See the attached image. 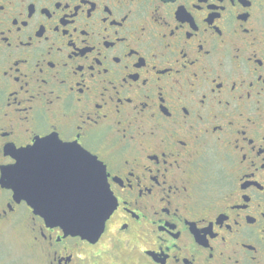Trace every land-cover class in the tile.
Here are the masks:
<instances>
[{
    "label": "flooded vegetation",
    "instance_id": "af4514ba",
    "mask_svg": "<svg viewBox=\"0 0 264 264\" xmlns=\"http://www.w3.org/2000/svg\"><path fill=\"white\" fill-rule=\"evenodd\" d=\"M53 123L120 172L118 207L65 236L0 171V264H264V0H0V128Z\"/></svg>",
    "mask_w": 264,
    "mask_h": 264
},
{
    "label": "water",
    "instance_id": "95a60500",
    "mask_svg": "<svg viewBox=\"0 0 264 264\" xmlns=\"http://www.w3.org/2000/svg\"><path fill=\"white\" fill-rule=\"evenodd\" d=\"M69 154L67 160L57 162L52 159L33 161L35 154H29L15 173L3 175V182L12 190L15 200L26 201L34 214L47 224L48 220L41 213H50L67 221L70 225L68 232L57 225L65 236L95 240L92 233L80 234L76 230L74 235L72 227L81 226L79 220L90 208L107 210L102 177L75 152L69 151Z\"/></svg>",
    "mask_w": 264,
    "mask_h": 264
},
{
    "label": "snow or ice",
    "instance_id": "6c2138e0",
    "mask_svg": "<svg viewBox=\"0 0 264 264\" xmlns=\"http://www.w3.org/2000/svg\"><path fill=\"white\" fill-rule=\"evenodd\" d=\"M68 107H71V104H69ZM64 119H68L66 114ZM41 123H43V121H41ZM47 127H50L51 131L46 132V136H41L39 138V144L36 141L33 146H30L29 144H17L14 139H11L9 135H6V132L10 133L11 129L0 128V155H5V145H16L14 150L18 154V159L13 161V164L15 165L14 167L0 169V171H3L4 173H15L19 168L22 167V163L20 161L23 157L29 154H36L47 146L55 145L66 151L75 152L78 156L87 161L92 170L97 172L102 177L105 192L104 207H106L107 210H104L100 207L90 208L86 214L80 218L79 223L81 226L79 228L72 227L74 229L73 234L75 235L76 230H78L80 234L92 233L94 234L95 239H99L100 235L104 233L106 228L111 225V218L114 211L118 207L115 191L118 183H113V177L115 176L117 178L116 180H119L120 182L124 178L120 176V172L118 170H112L114 166L110 165V161L104 157L103 152H90L89 150L83 148L82 145L78 146L76 141L85 139L84 136L77 133L76 135L72 136L71 140H65L63 135H61V132L57 130L56 124L53 123L51 125H47ZM76 127L80 128L81 126ZM68 134L71 135V131ZM35 135L39 134L36 133ZM119 186L120 188L123 187L120 184ZM120 203L125 204L126 206L124 201H120ZM41 214L45 216L46 220H48L49 227L55 229L57 225H59V227L63 228L65 232L69 231L70 225L67 221L59 219L50 213Z\"/></svg>",
    "mask_w": 264,
    "mask_h": 264
},
{
    "label": "rangeland",
    "instance_id": "374dc122",
    "mask_svg": "<svg viewBox=\"0 0 264 264\" xmlns=\"http://www.w3.org/2000/svg\"><path fill=\"white\" fill-rule=\"evenodd\" d=\"M3 241H4V240H3ZM5 242H6V241H4V243H5ZM11 245H12V244H11ZM11 245H10V247H9V248H7L9 245H6V244H5V245H3L2 247H5V246H6V247H5V248H6V250H8V251H11V249H13V250L15 249V247H14L13 245H12V246H11Z\"/></svg>",
    "mask_w": 264,
    "mask_h": 264
}]
</instances>
